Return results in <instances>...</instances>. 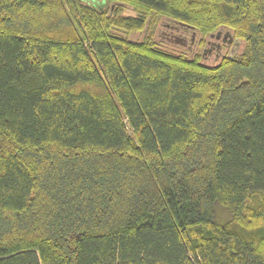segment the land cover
Returning <instances> with one entry per match:
<instances>
[{
  "label": "trees",
  "instance_id": "trees-1",
  "mask_svg": "<svg viewBox=\"0 0 264 264\" xmlns=\"http://www.w3.org/2000/svg\"><path fill=\"white\" fill-rule=\"evenodd\" d=\"M0 264H264V0H0Z\"/></svg>",
  "mask_w": 264,
  "mask_h": 264
},
{
  "label": "flooded vegetation",
  "instance_id": "flooded-vegetation-1",
  "mask_svg": "<svg viewBox=\"0 0 264 264\" xmlns=\"http://www.w3.org/2000/svg\"><path fill=\"white\" fill-rule=\"evenodd\" d=\"M173 29V27L171 28ZM169 29L167 33H165V36L169 39V41H172V38L174 37H178V36H173L172 34V30ZM177 30V28H176ZM218 33V32H217ZM193 37L194 35H192L191 39L188 38H180L183 43H184V47H186L187 49H189L191 51L192 49V44L194 43V40H193ZM212 38L210 37V40H207L206 41V46L203 48V58L205 57L206 53L208 55H211V54H214V58L216 60H218V58H222L224 56L225 53H227L226 51V48H231V44H233L234 42H229V39L227 37H225V34H220V32L218 34H216L214 36V39L216 41H212L211 40ZM224 50H225V53H224ZM230 50V49H229ZM231 52V53H230ZM230 54L233 53V48H231L230 50ZM206 59V57H205Z\"/></svg>",
  "mask_w": 264,
  "mask_h": 264
},
{
  "label": "rangeland",
  "instance_id": "rangeland-1",
  "mask_svg": "<svg viewBox=\"0 0 264 264\" xmlns=\"http://www.w3.org/2000/svg\"><path fill=\"white\" fill-rule=\"evenodd\" d=\"M122 15L123 16H131V15H134V13L131 11V9H129V8H124V10H123V12H122ZM168 28L167 27H163L162 28V31H160V33H158L157 34V40L158 41H163V42H167V41H169V37L167 38L166 36H165V33H167L168 32ZM220 34H224V32L222 31L221 32V30H220ZM231 35V34H230ZM210 40V39H209ZM212 41H216L215 39H214V37L211 39ZM233 42H235V43H238V42H236L235 40H233ZM172 43V42H171ZM231 48H233V53H237L238 52V48H239V43H238V45L237 46H235L234 44L232 45L231 44ZM231 48H226V51H227V53L230 55V50H231ZM230 49V50H229ZM240 51V50H239ZM230 52V53H229ZM224 53H225V50H224ZM202 55H203V53H202ZM205 57H206V59H205ZM205 57H204V62H206V63H217V60L214 58V54H211V55H208L207 53H206V55H205ZM218 60H219V58H218Z\"/></svg>",
  "mask_w": 264,
  "mask_h": 264
},
{
  "label": "water",
  "instance_id": "water-1",
  "mask_svg": "<svg viewBox=\"0 0 264 264\" xmlns=\"http://www.w3.org/2000/svg\"><path fill=\"white\" fill-rule=\"evenodd\" d=\"M219 32H220V31H219ZM219 32H218V33H219ZM218 33H216V34H218ZM216 34H215V35H216ZM224 34H225V37H227V38L229 39V42H232V41H233V37L230 35L229 32H225ZM215 35L211 34L210 37L213 38ZM172 42H173V43H176V44H179V45H184L183 41H182L180 38H178V37H174V38H172ZM234 45L237 46L238 43H235V42H234Z\"/></svg>",
  "mask_w": 264,
  "mask_h": 264
}]
</instances>
